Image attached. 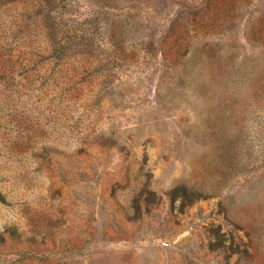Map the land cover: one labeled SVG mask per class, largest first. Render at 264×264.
I'll return each mask as SVG.
<instances>
[{
    "label": "rangeland",
    "instance_id": "obj_1",
    "mask_svg": "<svg viewBox=\"0 0 264 264\" xmlns=\"http://www.w3.org/2000/svg\"><path fill=\"white\" fill-rule=\"evenodd\" d=\"M0 264H264V0L0 1Z\"/></svg>",
    "mask_w": 264,
    "mask_h": 264
},
{
    "label": "trees",
    "instance_id": "obj_2",
    "mask_svg": "<svg viewBox=\"0 0 264 264\" xmlns=\"http://www.w3.org/2000/svg\"><path fill=\"white\" fill-rule=\"evenodd\" d=\"M0 1L5 2V1H7V0H0ZM47 35L49 36V38H50L51 40H56V39H57V37H56V32H55L53 29H50L49 32L47 33Z\"/></svg>",
    "mask_w": 264,
    "mask_h": 264
}]
</instances>
